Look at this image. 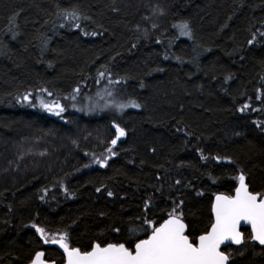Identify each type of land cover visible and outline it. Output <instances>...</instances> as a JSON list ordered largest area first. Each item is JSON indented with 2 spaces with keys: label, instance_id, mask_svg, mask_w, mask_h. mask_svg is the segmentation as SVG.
Wrapping results in <instances>:
<instances>
[{
  "label": "trees",
  "instance_id": "1",
  "mask_svg": "<svg viewBox=\"0 0 264 264\" xmlns=\"http://www.w3.org/2000/svg\"><path fill=\"white\" fill-rule=\"evenodd\" d=\"M73 8L77 21L58 15ZM184 22L191 37L176 27ZM257 30L264 0H0V264H28L38 250L64 264L33 223L90 250L183 200L191 237L241 170L264 192V39L247 44ZM130 98L141 107L115 110ZM114 122L127 134L112 146ZM243 233L242 246L222 249L229 264H264V246Z\"/></svg>",
  "mask_w": 264,
  "mask_h": 264
},
{
  "label": "snow or ice",
  "instance_id": "2",
  "mask_svg": "<svg viewBox=\"0 0 264 264\" xmlns=\"http://www.w3.org/2000/svg\"><path fill=\"white\" fill-rule=\"evenodd\" d=\"M58 15L62 16L65 21L74 22L79 20L80 14L77 9H63ZM87 19V17H85ZM64 27V25H60ZM75 27L79 28L77 23ZM180 34L184 36H192V30L187 22L177 25ZM257 33L260 38L264 39V32L252 33L251 39L247 41L248 45H254L257 41ZM88 33H85L87 35ZM96 35V33H92ZM167 58V57H165ZM107 74L110 84H119L121 80L112 81L110 72H98L99 77ZM100 81L97 80V83ZM143 87V85H141ZM42 91H47L46 89ZM74 93H79L80 88L77 87ZM52 95L51 92L48 93ZM111 95V93H109ZM75 100V95L71 97ZM29 95L25 94L23 100L27 101ZM90 99V98H89ZM41 106L49 112L60 115L64 112V106L58 101L45 103L41 101ZM109 107V104H104ZM116 111L122 112L128 107L139 108L141 105L133 99L127 102H114ZM249 105H243L239 111L243 112ZM89 110H94L90 108ZM115 128V138L110 143L112 146L117 145L120 138L126 136V130L118 123H113ZM264 129V124L259 125ZM110 156L117 153L113 148L107 149ZM109 157L97 159L95 162L102 167L107 166ZM202 158L203 155H202ZM215 159L220 160L217 156ZM238 186L234 190L233 195L223 193L217 194L211 205L213 219L210 225L198 236L188 234L189 225L185 223L183 213V200L178 203L173 202L172 209L167 213V218L152 219L148 215L136 218L138 223L130 221L132 225L128 229V235L123 242H107L98 240L89 245L90 250H81L79 247H71L69 243L68 233L61 232L55 235H49L44 227L36 223L31 225L39 234L44 244L59 245L63 249L67 257L66 264H229L231 253L222 251L221 246L228 247L226 242L242 246L245 243L244 233L240 231L241 221L251 226V231L247 237L249 242H258L264 246V192H254L249 189L246 182V174L243 170L236 177ZM180 183L179 180L176 181ZM101 189L97 188L99 192ZM67 191V189H66ZM202 193H197L201 195ZM108 196H113L112 191L107 192ZM43 199V197H41ZM151 207V200L145 202V213ZM116 233H120L119 228H115ZM143 233L146 238H139V234ZM45 253L37 251L30 260V264H49L44 259ZM52 264H55L53 261Z\"/></svg>",
  "mask_w": 264,
  "mask_h": 264
},
{
  "label": "water",
  "instance_id": "3",
  "mask_svg": "<svg viewBox=\"0 0 264 264\" xmlns=\"http://www.w3.org/2000/svg\"><path fill=\"white\" fill-rule=\"evenodd\" d=\"M238 186V185H237ZM236 186V187H237ZM235 190V189H234ZM218 194H220V193H218ZM234 194V191H233V193L231 194V195H233ZM217 195V194H216ZM215 195V196H216ZM215 196L213 197V200H212V203L214 202V200H215ZM211 214H212V212H211ZM212 219H213V214H212ZM244 229H248V231H249V233H250V231H251V226L250 225H248V224H245V222H243V221H241V227H240V231L243 233V230ZM144 238H146V237H144ZM253 243H256L257 245H259L258 244V242H253ZM226 244L228 245V246H240V245H235V244H232L231 242H226ZM259 246H261V245H259ZM222 248H225V246L224 245H222L221 246V249ZM58 249H59V251L63 254V256H64V264H66V260H67V257H66V255L64 254V252H63V249H61L60 247H59V245H58ZM39 251H43V250H39ZM34 257V256H33ZM45 259V258H44ZM46 260V259H45ZM48 262H49V264H52V262L53 261H49V260H47ZM28 264H30V262L28 263Z\"/></svg>",
  "mask_w": 264,
  "mask_h": 264
},
{
  "label": "rangeland",
  "instance_id": "4",
  "mask_svg": "<svg viewBox=\"0 0 264 264\" xmlns=\"http://www.w3.org/2000/svg\"><path fill=\"white\" fill-rule=\"evenodd\" d=\"M157 16V12L155 11V8L152 10V17H156ZM184 36V35H183Z\"/></svg>",
  "mask_w": 264,
  "mask_h": 264
}]
</instances>
